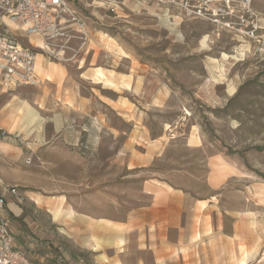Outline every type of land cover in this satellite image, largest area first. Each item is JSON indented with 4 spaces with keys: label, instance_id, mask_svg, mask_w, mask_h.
<instances>
[{
    "label": "crops",
    "instance_id": "crops-1",
    "mask_svg": "<svg viewBox=\"0 0 264 264\" xmlns=\"http://www.w3.org/2000/svg\"><path fill=\"white\" fill-rule=\"evenodd\" d=\"M119 3L107 7L114 12L125 7L131 13L145 11L169 25L187 21L147 0H134V9ZM254 9L264 30V0H255ZM261 31L253 41L226 31L217 37L228 34L242 43L243 50L234 52L245 61L257 53L253 46L264 43ZM101 37H97L98 45L109 49L104 51L110 57L107 65L82 72L83 66L72 58L55 61L38 50L41 86L11 88L0 81V130L5 133L3 137L0 132V179L28 192L24 203L7 200L15 248L35 264H264V182L244 184V191L235 193L231 185L241 167L226 157L210 159L206 197L196 199L168 180L150 179L143 185L149 202L130 209L125 217L82 213L68 202L67 195L56 194V182L45 170L54 167L55 157L80 151L84 155L98 148L96 142L107 123L105 108L122 120V100L106 102L97 95V86L104 84L109 90L144 87L139 68L132 66L133 54L119 42L115 45L113 39L107 42ZM204 37L208 47L210 35ZM26 40L42 47L39 37ZM92 41L83 50L85 56ZM206 47L202 50H209ZM212 69L211 79L218 76ZM110 135L117 140L122 131L111 129ZM33 154L35 163L28 164ZM72 163L75 169L84 167V160ZM27 178H39V182Z\"/></svg>",
    "mask_w": 264,
    "mask_h": 264
},
{
    "label": "rangeland",
    "instance_id": "rangeland-1",
    "mask_svg": "<svg viewBox=\"0 0 264 264\" xmlns=\"http://www.w3.org/2000/svg\"><path fill=\"white\" fill-rule=\"evenodd\" d=\"M71 1L87 19L93 41L85 56L86 47L77 52L80 41L71 39L64 58L82 65V72L107 65L110 57L104 51L109 49L99 46L97 37L107 42L113 39L112 44L119 42L133 54L132 66L139 68L144 87L109 90L104 84L97 86V95L106 102L122 100V120L105 108L107 123L96 142L98 148L84 155L80 151L55 157L54 167L45 170L56 182L57 195H67L68 202L82 213L121 217L149 202L143 185L150 179L168 180L201 199L210 193L207 179L214 156L226 157L241 167L231 185L235 193L243 192L244 184L264 182V43L252 47L261 53L242 61L234 52L244 48L242 43L228 34L217 37L214 27L205 21L169 25L145 11L131 13L125 7L114 12L107 7L117 1L134 9V0ZM205 35H210L208 47L202 45ZM22 42L29 45L32 41ZM205 47L209 50H202ZM212 66L218 76L211 79ZM111 129L121 130L122 136L115 140ZM192 136L198 143L191 142ZM33 155L29 158L32 164ZM77 160H84L83 168L72 166ZM38 179L27 178L33 183ZM15 188L21 203L26 202L27 190Z\"/></svg>",
    "mask_w": 264,
    "mask_h": 264
},
{
    "label": "built area",
    "instance_id": "built-area-1",
    "mask_svg": "<svg viewBox=\"0 0 264 264\" xmlns=\"http://www.w3.org/2000/svg\"><path fill=\"white\" fill-rule=\"evenodd\" d=\"M178 17L201 20L214 25L215 33L238 34L257 40L262 30L255 0H147ZM118 4V2H116ZM75 32L76 34H70ZM39 37L44 47L25 45L22 40ZM71 39L80 41L77 52L88 46L91 29L87 19L71 0H0V81L5 87L42 85L36 69L38 50L50 58L66 61L65 49ZM62 49V51L58 50ZM1 136H5L0 130ZM7 136V133H6ZM28 164L31 159H28ZM16 186L0 179V264H35L15 248L12 218L7 200L21 203Z\"/></svg>",
    "mask_w": 264,
    "mask_h": 264
},
{
    "label": "bare ground",
    "instance_id": "bare-ground-1",
    "mask_svg": "<svg viewBox=\"0 0 264 264\" xmlns=\"http://www.w3.org/2000/svg\"><path fill=\"white\" fill-rule=\"evenodd\" d=\"M206 43H207V37L206 38H204V40L202 41V45L203 46H206ZM42 47H44V43L42 42ZM100 71V70H99ZM100 77V76H99ZM102 77V76H101ZM99 80V79H98ZM116 86V85H115ZM113 87V86H112ZM192 143H198V139H197V137H195V136H192V141H191Z\"/></svg>",
    "mask_w": 264,
    "mask_h": 264
}]
</instances>
